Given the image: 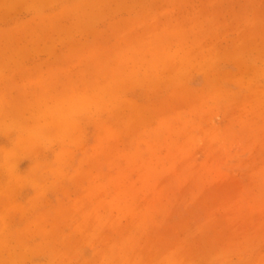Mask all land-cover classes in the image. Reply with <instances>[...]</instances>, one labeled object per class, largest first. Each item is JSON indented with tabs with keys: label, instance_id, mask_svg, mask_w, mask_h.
Returning a JSON list of instances; mask_svg holds the SVG:
<instances>
[{
	"label": "rangeland",
	"instance_id": "374dc122",
	"mask_svg": "<svg viewBox=\"0 0 264 264\" xmlns=\"http://www.w3.org/2000/svg\"><path fill=\"white\" fill-rule=\"evenodd\" d=\"M68 89L43 167L0 132V264H264V0H0V125Z\"/></svg>",
	"mask_w": 264,
	"mask_h": 264
},
{
	"label": "clouds",
	"instance_id": "9594fccd",
	"mask_svg": "<svg viewBox=\"0 0 264 264\" xmlns=\"http://www.w3.org/2000/svg\"><path fill=\"white\" fill-rule=\"evenodd\" d=\"M96 101L86 95L68 89L64 94L43 102L31 124L8 122L0 125V132L11 135L12 144L29 142L32 149H40L34 154L35 162L43 167L47 158L43 154L51 153L57 143L69 142L77 126L86 121L96 108Z\"/></svg>",
	"mask_w": 264,
	"mask_h": 264
}]
</instances>
